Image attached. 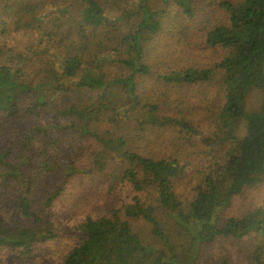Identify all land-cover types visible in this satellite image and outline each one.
<instances>
[{
  "label": "trees",
  "instance_id": "16d2710c",
  "mask_svg": "<svg viewBox=\"0 0 264 264\" xmlns=\"http://www.w3.org/2000/svg\"><path fill=\"white\" fill-rule=\"evenodd\" d=\"M262 191L264 0H0V264H264Z\"/></svg>",
  "mask_w": 264,
  "mask_h": 264
},
{
  "label": "rangeland",
  "instance_id": "374dc122",
  "mask_svg": "<svg viewBox=\"0 0 264 264\" xmlns=\"http://www.w3.org/2000/svg\"><path fill=\"white\" fill-rule=\"evenodd\" d=\"M197 52H199V53L194 54V55L197 56V58L199 59L198 61H200L201 64H203V67H207L208 64H211V61L216 60V58L218 56L217 52L212 53L211 51L206 50L204 47L199 48L197 50ZM197 52H195V53H197ZM206 88L211 92V88H214V87H213V84L210 83L207 85ZM258 98H259L258 95H254L251 97V99L248 102V104H250V106H252L251 108L255 107V105L258 103V101H259ZM214 102L220 103L219 95L215 98L213 103ZM173 136H174V134L172 133V131L157 128L151 132L146 131L145 134H143V135H141V134L137 135V139L135 141V144L137 146V144L142 143L140 150L146 156L166 157V156L173 154L176 151V149H173L172 147L169 146L168 143H166V140L170 139ZM131 138H132V135H131ZM142 146H144L145 149H142ZM262 192H263L262 195L264 196V191H262ZM257 201H259V199ZM241 203L242 202H237L235 206L236 207L241 206ZM11 258L12 257L9 258L8 264H21L20 261H16L15 259H13V261H11L12 260ZM16 259H18V258H16Z\"/></svg>",
  "mask_w": 264,
  "mask_h": 264
}]
</instances>
